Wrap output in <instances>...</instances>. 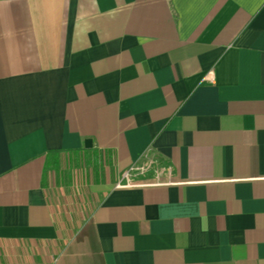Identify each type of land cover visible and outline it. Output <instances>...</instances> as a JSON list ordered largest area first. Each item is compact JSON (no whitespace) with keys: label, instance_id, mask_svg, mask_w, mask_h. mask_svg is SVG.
<instances>
[{"label":"crops","instance_id":"crops-1","mask_svg":"<svg viewBox=\"0 0 264 264\" xmlns=\"http://www.w3.org/2000/svg\"><path fill=\"white\" fill-rule=\"evenodd\" d=\"M0 264H264V0H0Z\"/></svg>","mask_w":264,"mask_h":264},{"label":"built area","instance_id":"built-area-1","mask_svg":"<svg viewBox=\"0 0 264 264\" xmlns=\"http://www.w3.org/2000/svg\"><path fill=\"white\" fill-rule=\"evenodd\" d=\"M146 171V166L145 165H138V166H132L130 168V170L126 173V176H132L134 175V173L138 172V173H143Z\"/></svg>","mask_w":264,"mask_h":264},{"label":"water","instance_id":"water-1","mask_svg":"<svg viewBox=\"0 0 264 264\" xmlns=\"http://www.w3.org/2000/svg\"><path fill=\"white\" fill-rule=\"evenodd\" d=\"M92 140L91 139H87L86 140V146L90 145L91 146Z\"/></svg>","mask_w":264,"mask_h":264}]
</instances>
